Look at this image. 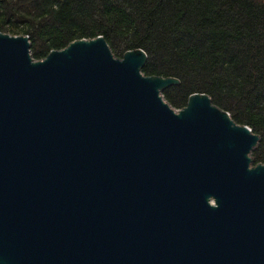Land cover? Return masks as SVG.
Returning <instances> with one entry per match:
<instances>
[{
  "label": "water",
  "instance_id": "1",
  "mask_svg": "<svg viewBox=\"0 0 264 264\" xmlns=\"http://www.w3.org/2000/svg\"><path fill=\"white\" fill-rule=\"evenodd\" d=\"M147 58L0 31V264H264L260 135Z\"/></svg>",
  "mask_w": 264,
  "mask_h": 264
},
{
  "label": "trees",
  "instance_id": "2",
  "mask_svg": "<svg viewBox=\"0 0 264 264\" xmlns=\"http://www.w3.org/2000/svg\"><path fill=\"white\" fill-rule=\"evenodd\" d=\"M0 31L29 35L35 59L99 35L118 57L142 48L146 75L180 79L173 107L207 93L260 135L264 162V0H0Z\"/></svg>",
  "mask_w": 264,
  "mask_h": 264
}]
</instances>
